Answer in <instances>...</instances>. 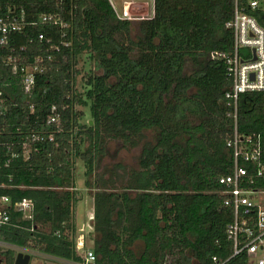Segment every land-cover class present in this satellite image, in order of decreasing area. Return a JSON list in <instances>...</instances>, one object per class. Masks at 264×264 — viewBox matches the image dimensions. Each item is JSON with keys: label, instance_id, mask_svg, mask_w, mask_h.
Listing matches in <instances>:
<instances>
[{"label": "trees", "instance_id": "16d2710c", "mask_svg": "<svg viewBox=\"0 0 264 264\" xmlns=\"http://www.w3.org/2000/svg\"><path fill=\"white\" fill-rule=\"evenodd\" d=\"M232 9L233 0H153L151 16L129 20L117 18L109 0H0V16L23 19L0 44L4 242L79 260L65 234L79 161L93 190L94 264H214L213 256L248 264L245 254L231 256L232 213L218 184L231 168L225 142L234 121L225 105L231 85L225 64L211 53L232 48L225 26ZM246 11L264 28V0ZM43 15L60 23L41 22ZM10 56L40 60L29 93ZM84 58L94 70L78 84ZM78 106L88 108L91 124ZM53 107L58 123H47ZM236 128L264 141V91L239 95ZM109 141L141 145L138 167L101 165ZM22 198L33 201L32 218L15 208ZM14 254L0 251L1 264H13Z\"/></svg>", "mask_w": 264, "mask_h": 264}, {"label": "built area", "instance_id": "2783aa9c", "mask_svg": "<svg viewBox=\"0 0 264 264\" xmlns=\"http://www.w3.org/2000/svg\"><path fill=\"white\" fill-rule=\"evenodd\" d=\"M117 18L142 19L132 17L129 13V1H123L118 11L110 0ZM258 6V0H247V6L240 0H233L231 18L225 23L231 30L233 43L229 52L214 51L211 57L221 59L226 68V76L230 80V88L225 93L227 115L233 117L232 133L225 142L231 153V168L226 174L218 177L221 195L224 196L223 205L232 213V220L226 227L227 239L232 245L231 256L245 254L248 264H264V207L253 200V195L264 193V141L260 133H240L236 128L237 102L239 95L245 92L264 91V28L258 24L253 15L246 10H253ZM153 13V0H152ZM17 16H0V44L6 42L7 36L21 28ZM52 21L60 23L58 16L43 15L41 22ZM39 38H43L40 34ZM253 50V51H252ZM9 63L14 72L20 74V84L24 93H29L34 84L36 72L42 71L40 60L34 63H24L17 58L9 57ZM252 75V78H251ZM2 87L0 85V108L2 105ZM32 107V106H31ZM59 117L52 108L47 123H58ZM32 140H38V134L31 135ZM52 140V135H49ZM244 163L253 164L249 170ZM1 202H7V196L0 197ZM15 208L27 218H32L34 204L29 198H22L14 204ZM9 220L5 209H0V225ZM0 236V245L1 242ZM95 254L86 250L82 261L78 264H94ZM214 264H223L213 256Z\"/></svg>", "mask_w": 264, "mask_h": 264}, {"label": "crops", "instance_id": "0c3cea01", "mask_svg": "<svg viewBox=\"0 0 264 264\" xmlns=\"http://www.w3.org/2000/svg\"><path fill=\"white\" fill-rule=\"evenodd\" d=\"M121 1V7L122 2ZM80 181L78 178L75 180V187L73 188L76 190V197L77 200L73 206V219L72 223L68 225V227L65 228V234H67L70 238L74 239L75 241V250L76 254L79 257V260H70V259H64L60 258L51 254H46L34 249H28V248H22L18 247L9 243L4 242L2 239V244L0 245V251L3 250H13L15 251L14 258L17 254V252L22 251L25 253L30 254V260L28 264H78L80 261H82L84 253L86 250H92L93 247V237L90 236V231L93 230L92 226V219H93V197L92 193L93 190L90 188L85 187L84 185V178L81 177ZM264 193H257L253 195V200H257V197ZM86 197H88L92 203L85 202ZM80 200V201H79ZM88 200V199H87ZM85 203L87 204L86 210H83V215L81 219H79V207L80 204L78 203ZM84 209V208H83ZM42 231H48L47 225H41ZM139 241V240H138ZM136 241L135 244L138 242ZM134 244V246H135ZM133 246V250H135V247ZM136 252H140L139 250H135ZM3 257H0V264L1 261H3ZM14 261V260H13Z\"/></svg>", "mask_w": 264, "mask_h": 264}, {"label": "rangeland", "instance_id": "374dc122", "mask_svg": "<svg viewBox=\"0 0 264 264\" xmlns=\"http://www.w3.org/2000/svg\"><path fill=\"white\" fill-rule=\"evenodd\" d=\"M110 1V0H109ZM113 4L116 6L117 10L119 11L121 9V1L122 0H111ZM131 2L129 4L128 9L129 13L132 17L136 18H147L152 15V0H125ZM136 20V19H133ZM135 29V28H134ZM132 34H135V30H133ZM133 36V35H132ZM78 68H80V73L77 76V81L78 84L80 83V78L83 74L93 71L94 68L91 64V62L87 59H81L78 64ZM188 69V68H187ZM78 109L81 108L84 111V119L83 121H88L89 122V113H88V108L87 107H77ZM152 133H146V140H152ZM118 141H109L107 142L106 145V153L103 155V161L101 165L104 166H109L113 163L120 162L121 164L127 166V168H137V160L138 156L141 150V145L134 147V148H122L119 146ZM76 173H77V178L80 181L83 177L82 175L84 174V166L81 162L77 161L76 162ZM88 199V200H87ZM80 201V200H79ZM78 201V203H79ZM257 203L262 205L264 207V194H261L260 196L257 197V200H255ZM85 202H91L92 201L86 197ZM81 207H79V219L82 217L83 210H86L87 204L81 202L79 203ZM84 208V209H83ZM135 250H141L142 248V243L141 241H138L135 244Z\"/></svg>", "mask_w": 264, "mask_h": 264}, {"label": "water", "instance_id": "95a60500", "mask_svg": "<svg viewBox=\"0 0 264 264\" xmlns=\"http://www.w3.org/2000/svg\"><path fill=\"white\" fill-rule=\"evenodd\" d=\"M251 78H252V75H251ZM89 123L91 124L92 121L89 120ZM29 260H30V254L29 253L19 251V252H17V254L14 258L13 264H28Z\"/></svg>", "mask_w": 264, "mask_h": 264}, {"label": "flooded vegetation", "instance_id": "af4514ba", "mask_svg": "<svg viewBox=\"0 0 264 264\" xmlns=\"http://www.w3.org/2000/svg\"><path fill=\"white\" fill-rule=\"evenodd\" d=\"M118 142H119V141H118ZM119 146H121L122 148H125V147L122 146V143H121V142L119 143ZM117 163H119V162H117Z\"/></svg>", "mask_w": 264, "mask_h": 264}]
</instances>
